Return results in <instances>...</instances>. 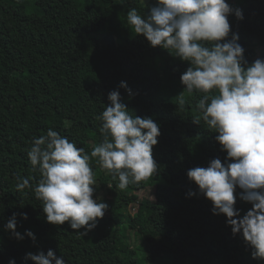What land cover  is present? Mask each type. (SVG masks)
<instances>
[{
	"label": "trees",
	"instance_id": "obj_1",
	"mask_svg": "<svg viewBox=\"0 0 264 264\" xmlns=\"http://www.w3.org/2000/svg\"><path fill=\"white\" fill-rule=\"evenodd\" d=\"M231 33L239 35L245 60L257 59L256 45L264 48V0L228 2ZM156 0H0V264H33L26 254L45 255L49 249L65 264H264L252 258L242 235H233L226 215L213 214L212 202L199 193L187 172L208 167L226 151L215 139L218 133L196 124L197 104L203 94L187 93L181 75L190 64L127 27V13L135 8L146 16ZM235 10L243 13L238 19ZM231 33L229 39H231ZM129 114L150 117L161 135L153 147L157 171L146 181L117 187L97 158L89 161L100 186L109 187L115 200L97 226L86 235L68 222L48 223L34 186L40 173L30 165L28 150L34 138L52 128L83 147L85 154L102 142L101 116L110 105L108 94L119 90ZM183 99L185 103L180 104ZM28 178L33 189L15 185ZM153 186L155 200L139 199L136 192ZM93 187V186H92ZM97 187L94 193H97ZM235 207L242 218L252 205L239 198ZM196 192L195 196H189ZM137 202L139 212L128 206ZM165 204L171 217L156 218ZM17 217V239L5 225ZM22 214L27 215L23 219ZM35 234V241L26 231ZM139 236L144 256L131 242ZM54 264V262H53Z\"/></svg>",
	"mask_w": 264,
	"mask_h": 264
},
{
	"label": "clouds",
	"instance_id": "obj_2",
	"mask_svg": "<svg viewBox=\"0 0 264 264\" xmlns=\"http://www.w3.org/2000/svg\"><path fill=\"white\" fill-rule=\"evenodd\" d=\"M234 12L227 0H156L146 16L135 8L127 13V27L134 35H142L150 45L168 50L190 64L181 75L187 93H201L193 117L196 124L206 125L218 133L215 139L226 151L227 158L209 162L208 167L189 169L187 176L213 204V214L226 215L233 235H242L252 248V258L264 260V59H256L245 67V49L238 43L239 35L231 33L228 17ZM238 19L243 13L235 10ZM231 33V39H229ZM131 89L126 82L120 86ZM110 105L98 119L102 142L90 156L83 147L49 128L46 135L34 138L28 150L30 165L39 171L41 179L34 186L36 199L42 202L48 223L68 222L74 230H93L108 209L94 198V173L89 161L97 158L100 166L117 187L125 190L130 183L148 180L157 171L153 147L161 135L159 125L150 117L129 114L119 90L108 94ZM185 101L180 100L183 105ZM15 188L23 192L33 189L28 178ZM239 198L252 205L240 218L235 207ZM190 192L189 196H195ZM27 219L26 214H22ZM15 214L5 225L17 239ZM35 241V234L26 231ZM33 264H65L63 257L49 249L47 254L27 253ZM9 264H16L15 260Z\"/></svg>",
	"mask_w": 264,
	"mask_h": 264
},
{
	"label": "rangeland",
	"instance_id": "obj_3",
	"mask_svg": "<svg viewBox=\"0 0 264 264\" xmlns=\"http://www.w3.org/2000/svg\"><path fill=\"white\" fill-rule=\"evenodd\" d=\"M234 1H236V0H227V2H234ZM256 50H257V59L258 58L264 59V48L256 45ZM122 81L126 82L127 85L129 83L127 80L123 79L119 82V86H120ZM124 89L125 88L119 87L120 92L123 91ZM97 178H98V174L95 173L94 179H97ZM95 182L96 183H95V185H93V187H96V186H98V187H97V191H96L97 193H94V198H99L100 202H104V203H107V201L110 199L115 200L116 196L114 194H110L108 186H105V187L100 186V183L98 180H95ZM136 194L138 195V198L140 200L145 199V198L155 200L153 186H148L145 189L136 192ZM139 208H140V206L137 202H132L128 206V210H129V213L131 215L137 214L139 212ZM156 210H157L156 218L158 219V221L165 222L168 219H170L171 209L167 205L161 203L157 206ZM0 242H6V239L4 238V236L1 232H0ZM131 242H132L133 246L139 251L140 256L141 257L144 256L143 249L141 248L142 247L141 238L139 236H135L132 234ZM143 264H153V263L144 262Z\"/></svg>",
	"mask_w": 264,
	"mask_h": 264
}]
</instances>
